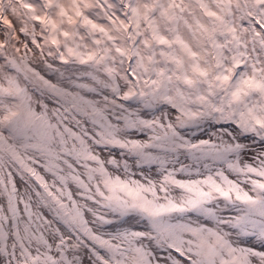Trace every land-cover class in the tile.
I'll return each mask as SVG.
<instances>
[{
	"label": "snow or ice",
	"instance_id": "obj_1",
	"mask_svg": "<svg viewBox=\"0 0 264 264\" xmlns=\"http://www.w3.org/2000/svg\"><path fill=\"white\" fill-rule=\"evenodd\" d=\"M16 2L0 264H264V0Z\"/></svg>",
	"mask_w": 264,
	"mask_h": 264
},
{
	"label": "bare ground",
	"instance_id": "obj_2",
	"mask_svg": "<svg viewBox=\"0 0 264 264\" xmlns=\"http://www.w3.org/2000/svg\"><path fill=\"white\" fill-rule=\"evenodd\" d=\"M13 4H15V5H19L17 2H16V0H2V5H0V10H3V9H14V8H16ZM19 7V6H18ZM16 11H18V10H16ZM21 13H22V10L20 9V7H19V14H18V16H20L21 15ZM6 16H7V18L8 19H11L12 21H13V24H15V22H16V18L18 17V16H15V15H13V14H11V12L10 11H7L6 12ZM18 29H17V33H18Z\"/></svg>",
	"mask_w": 264,
	"mask_h": 264
},
{
	"label": "rangeland",
	"instance_id": "obj_3",
	"mask_svg": "<svg viewBox=\"0 0 264 264\" xmlns=\"http://www.w3.org/2000/svg\"><path fill=\"white\" fill-rule=\"evenodd\" d=\"M0 5H2V3H0ZM16 8H14L15 9V14L12 12V11H10L11 12V14H13V15H15V16H18V14H19V5L17 6V5H15V4H13ZM16 10H18V11H16ZM19 17V16H18Z\"/></svg>",
	"mask_w": 264,
	"mask_h": 264
}]
</instances>
